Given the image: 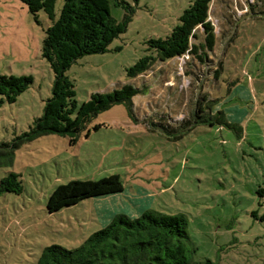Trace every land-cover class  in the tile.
Here are the masks:
<instances>
[{
  "label": "rangeland",
  "instance_id": "1",
  "mask_svg": "<svg viewBox=\"0 0 264 264\" xmlns=\"http://www.w3.org/2000/svg\"><path fill=\"white\" fill-rule=\"evenodd\" d=\"M109 1L111 16L122 21L124 10ZM124 1L135 8L126 31L66 75L78 105L125 85L140 89L132 99L136 122L115 105L90 122L89 137L82 133L76 145L42 136L0 166V180L13 172L23 186L21 194L0 195V264H35L51 245L78 248L108 225L105 211L139 209L184 217L191 263L264 264V0H211L214 51L202 61L189 55L157 62L136 78L126 70L155 55L147 41L167 37L194 0ZM253 1L257 14L247 15ZM63 2L55 3V20ZM51 24L42 11L37 23L19 0H0V73L33 78L14 103L0 101V143L26 132L50 97L54 76L41 49ZM196 36L191 42L202 44L200 28ZM202 96L206 121L182 122ZM220 113L225 122L212 119ZM95 125L101 128L93 131ZM110 175L120 177L121 195L47 212L56 187Z\"/></svg>",
  "mask_w": 264,
  "mask_h": 264
},
{
  "label": "trees",
  "instance_id": "2",
  "mask_svg": "<svg viewBox=\"0 0 264 264\" xmlns=\"http://www.w3.org/2000/svg\"><path fill=\"white\" fill-rule=\"evenodd\" d=\"M19 1L27 7L37 23L41 11L52 22L44 31L41 53L54 79L41 116L32 122L26 132L15 135L11 142L0 143V166L11 165L16 150L42 136L68 138L70 146L76 145L82 133L86 132L85 137H89L90 130L87 128L90 122L115 105H124L128 116L136 122L132 99L141 93L140 89L125 85L109 93L92 94L88 101L78 105L74 84L66 75L77 60L106 53L111 42L126 31L135 8L124 0H112L115 7L125 12L122 21L117 22L111 16L109 0H64L60 15L55 20L57 0ZM132 1L137 5L139 0ZM210 3L211 0H194L180 15L178 25L167 37L149 39L146 44L155 55L139 59L126 70L127 77L136 78L149 71L157 62H166L186 54L202 61V56L207 57V53L213 52L216 35L214 26L208 20ZM248 6L245 12L247 15L257 14L254 11L258 8L257 3L253 1ZM199 28L203 43L194 45L191 40L197 38L196 31ZM235 36L236 32L230 38L231 42ZM215 73L218 74V70ZM32 83L31 76L15 77L0 73L1 103H14ZM204 99L206 97L202 96L197 100L191 118L182 122L189 124L191 121H206L199 107V101ZM218 115L212 119L219 123L225 122L221 113ZM160 125L168 126L163 123ZM100 128L101 125H95L92 129L98 131ZM161 128L165 132L170 131L169 126ZM123 190L118 175L96 181L73 180L56 187L48 198L46 209L49 214H53L86 199L119 194ZM22 191V182L16 173L11 172L0 180V195H18ZM261 221L264 222V214ZM187 241V222L182 215H165L150 210L137 218L119 214L78 248L66 249L57 245L46 247L35 264H214L210 260L191 263Z\"/></svg>",
  "mask_w": 264,
  "mask_h": 264
},
{
  "label": "crops",
  "instance_id": "3",
  "mask_svg": "<svg viewBox=\"0 0 264 264\" xmlns=\"http://www.w3.org/2000/svg\"><path fill=\"white\" fill-rule=\"evenodd\" d=\"M215 48V47H214ZM214 51V50H213ZM124 192V191H123ZM123 192L119 193V194H114V195H121ZM147 210H142L140 211V209L137 211V212H132V211H128L127 214H124L122 213L121 211L117 212L116 210H113V211H105L104 213V216H103V222L105 224H109L111 222V220L116 216V215H119V214H124L128 217L130 216H135L134 218H137V214H142L143 212H145ZM132 213V214H131ZM131 214V215H130ZM132 218V217H130Z\"/></svg>",
  "mask_w": 264,
  "mask_h": 264
},
{
  "label": "built area",
  "instance_id": "4",
  "mask_svg": "<svg viewBox=\"0 0 264 264\" xmlns=\"http://www.w3.org/2000/svg\"><path fill=\"white\" fill-rule=\"evenodd\" d=\"M245 12H246V8H245ZM208 20L211 22V18H210V16H209ZM211 23H212V22H211ZM182 57H184L185 59H186V58L188 59L189 55L186 54V55H184V56H182Z\"/></svg>",
  "mask_w": 264,
  "mask_h": 264
}]
</instances>
